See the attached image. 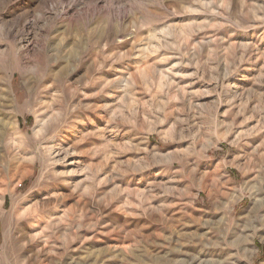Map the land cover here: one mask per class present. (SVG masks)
I'll use <instances>...</instances> for the list:
<instances>
[{"label": "rangeland", "instance_id": "374dc122", "mask_svg": "<svg viewBox=\"0 0 264 264\" xmlns=\"http://www.w3.org/2000/svg\"><path fill=\"white\" fill-rule=\"evenodd\" d=\"M0 201V264H264V0H0Z\"/></svg>", "mask_w": 264, "mask_h": 264}, {"label": "bare ground", "instance_id": "6f19581e", "mask_svg": "<svg viewBox=\"0 0 264 264\" xmlns=\"http://www.w3.org/2000/svg\"><path fill=\"white\" fill-rule=\"evenodd\" d=\"M15 124V123H14ZM0 210H2V202L0 201ZM3 214L1 213L0 216H2Z\"/></svg>", "mask_w": 264, "mask_h": 264}]
</instances>
